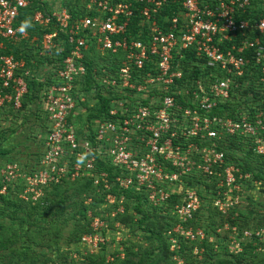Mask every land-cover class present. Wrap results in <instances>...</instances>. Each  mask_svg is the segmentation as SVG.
Listing matches in <instances>:
<instances>
[{"label":"built area","instance_id":"built-area-1","mask_svg":"<svg viewBox=\"0 0 264 264\" xmlns=\"http://www.w3.org/2000/svg\"><path fill=\"white\" fill-rule=\"evenodd\" d=\"M251 1L87 0L84 16L75 19L65 7L49 15L36 11L33 24L46 29L54 25L42 35L39 54L58 48L59 34L70 50L50 83L43 77L37 79L43 83L40 107L46 120L40 158L31 168L18 162L3 164L0 194L9 185L19 184L20 196L34 199L37 184L45 187L80 178L91 179L95 187L104 184L108 190L107 172L98 171L100 161L120 171L114 180L120 188L143 190L152 207H161L173 194L183 193L173 209L179 221L177 234L204 240L203 230L184 234L180 226L194 217L202 203L197 189L182 186V177L225 174L227 185L234 182L233 170L223 167L225 155L214 141L264 132V110L251 117L240 113L239 120L214 112L230 99L231 90L245 74L264 84V0L255 20L243 18L252 8ZM28 5V0H0L2 38L13 42L27 38V31L16 23ZM134 16L139 20L132 33L129 27ZM91 46L121 57L115 74L99 79L109 99L106 118L94 121L90 130L83 126L84 134L79 135L69 117L76 114L77 101L85 100L78 88L87 73L85 51ZM191 57L202 61L210 73L182 84L179 62ZM24 66L13 55L0 56V107L7 103L13 110L20 109L32 77ZM105 199L116 201L112 194ZM90 202L88 198L84 203ZM215 206L223 210L220 198ZM114 211L122 213L123 207ZM87 216L97 234L84 235L80 243L99 249L107 241L108 225L94 220L90 210ZM242 233L249 242L264 238V229Z\"/></svg>","mask_w":264,"mask_h":264},{"label":"rangeland","instance_id":"rangeland-1","mask_svg":"<svg viewBox=\"0 0 264 264\" xmlns=\"http://www.w3.org/2000/svg\"><path fill=\"white\" fill-rule=\"evenodd\" d=\"M40 1L50 10L55 11L61 6H68V4H71L72 7H80L85 0ZM51 68V65H47L45 68L41 67L37 72L41 75L45 71L50 72ZM259 84H261V87L259 86L258 88L262 90L261 94L264 95V84ZM92 95L93 93H89L86 96L87 106L85 108L79 107L75 110L76 114L73 117V121L76 125L83 124L84 127H88L87 124H84L90 111L88 107L92 109L97 105V101ZM244 107L246 106L244 105ZM243 109L241 113H243L244 117H251L258 113V111L264 110ZM40 116L44 117L42 111ZM239 116L235 120H239ZM0 119V130H8L4 132L8 140L1 147L2 149H6L8 154L4 157L0 156V168L3 164L10 161H17L22 165L28 160L30 165H33L35 163L36 152L42 150L40 145L43 135L41 132L42 121L34 125H27L28 127L22 128L23 132L20 135L17 132V134L15 133L10 137V129H17V126L10 119ZM247 121L254 123V119ZM256 137H260V143H255ZM238 138L241 145L251 148L255 156H264L263 131L254 132L250 136L243 134L242 136H238ZM14 145H17V147H12ZM259 147H262V152L260 153L258 152ZM234 154L240 155L241 152H235ZM225 163L224 168L233 170L235 181L227 185L225 181L226 176L222 174L220 176L222 178L216 183V187L212 191H206L205 193L212 196L211 199L207 198L205 201H210L209 207L214 208L216 213L210 216L204 210L197 217H193L190 221H186L180 225L184 234L189 231L203 230L208 241H206V238L204 240L195 239L192 241L184 236H179L177 234L179 232L176 231L179 221L176 218L177 222L174 226L172 225L164 232V239H167L168 248L171 253L166 260H160L157 257L160 251L159 243L155 238L150 237L146 230L136 227L137 225L133 228H125L123 225L116 228L118 221L115 219L117 212L114 210L122 206V204H118L113 209V200L104 199V202L99 207V210L102 212H97V215L93 216L95 217L93 218L94 220L99 219V222H106L108 225V231L104 234L107 237V241L99 249L88 248L80 243L84 235L97 234L91 227L94 226L92 219H89V230L87 232V222L80 215L74 214L70 207H64L65 205L62 211H59V208H51L46 215L37 216L34 220L33 218L28 219L25 216L27 218L24 225L20 224L18 218H11L8 214L4 216L0 214V264H60L56 261H49L52 258L58 257V255L61 257L64 255L65 260L64 257L63 260L66 264H96L101 260L102 256L104 257L103 264H135L144 252H146L144 264H217L218 259L223 261L227 259L224 261L225 264H264V238L252 239L249 242L250 247L248 248L251 254L242 257V253L245 251L244 245L247 243L242 232H256L264 229V180L256 179L248 172L244 173L238 165L229 162L227 159ZM38 165L36 164V166ZM262 174L264 176V172ZM240 175L242 176L241 179L238 178ZM244 175H247V178H244ZM217 185L220 188H217ZM50 190L51 186L40 187L37 184L35 188L37 195L34 194V199L25 200L19 194L18 198L29 204L41 202L40 205L44 206L46 204L44 202L45 198ZM74 192L76 191L70 188L64 195H73ZM83 195L85 194H82L81 197H84ZM76 196L78 197V195L74 197ZM218 198H220L221 204L224 207L223 210L215 206ZM79 200L80 197L74 198V201L77 203ZM205 201L203 200V202ZM108 207H112V209L107 212L106 209ZM113 211L114 214L112 215ZM21 215V213H18L17 217ZM139 218L140 216H135L134 221L137 222ZM151 219L155 223L156 230L161 225L165 226L162 217L151 216ZM27 226H29L28 230L25 229ZM72 234L80 236V238L75 244L67 245V241ZM209 248H212V254L208 253L211 251ZM96 250L97 252H95ZM240 255L242 258L238 260ZM64 261L62 262L64 263Z\"/></svg>","mask_w":264,"mask_h":264},{"label":"trees","instance_id":"trees-1","mask_svg":"<svg viewBox=\"0 0 264 264\" xmlns=\"http://www.w3.org/2000/svg\"><path fill=\"white\" fill-rule=\"evenodd\" d=\"M29 5L26 9H23L21 16L17 20V25L27 31V38L19 42H13L11 40L4 39L0 36V56L2 55H13L17 60H23L25 63L24 69L31 72V79L28 80V92L22 97L21 107L18 110H13L12 105L4 104L3 107H0V118L5 120H12L13 123L17 126V129H10V137L15 133L19 132V135L23 132L24 127L27 125H34L35 123L41 122L42 133H44L45 127V118L41 117V107L40 99L41 92L43 89V83L39 82L37 79L39 77L45 78V83H50L51 78L55 75L56 70L61 65L62 59L69 53L70 47L65 42V37L62 34H59L58 48L50 50L48 53L40 55V41L44 33L50 32L53 30L54 25H50L48 29L37 27L32 23L31 17L36 11H41L44 14H51V11L42 1L40 0H28ZM201 4L209 2V0H199ZM87 0L82 2L80 7H72L71 4L68 6H63L68 9L72 17L75 19L80 16H84L83 8ZM252 8L245 14L243 18L255 20L259 17L263 10V0H252ZM62 7V6H61ZM138 16L132 18L129 29L132 33L137 30ZM250 36H257L256 34L251 33ZM121 54L112 55L110 53H102L96 47L91 46L89 50L85 51V65L87 68L86 76L80 82V87L78 88L79 94H82L85 98L83 102H80L77 98V108H85L87 106L86 96L89 93H93L97 101V105L90 110L84 124H87V130L91 129L94 121H101L106 118V112L109 109V99L103 94V89L99 83V79L106 74H115L118 69V64ZM51 65V71H45L43 74H38V70L41 67ZM180 68L183 72L182 84L190 83L195 79H203L210 73V69L203 67L202 61L195 60L192 57L186 60H181L179 62ZM102 69H105V72H102ZM239 85L236 88L231 90L230 99L223 104H219L218 107L214 110L219 115L229 117L231 119H237L239 113L242 112V108H250V110L256 111L257 109H264V95L261 94L262 90L258 87H261V84L257 82V78L245 74L243 77L238 79ZM1 90V86H0ZM7 92H11L10 89ZM244 105L246 107H244ZM243 109V110H244ZM250 112V111H249ZM43 113V112H42ZM73 114H70V121L74 126L77 134H84V127L82 125H76L73 121ZM1 120V119H0ZM76 125V126H75ZM18 130V131H16ZM5 131L0 130V156L7 155V150L2 149L3 144H5L8 138L5 137ZM41 134V133H40ZM36 138V137H35ZM215 148L218 151H221L225 155L226 159L229 162H233L235 165H238L240 169L245 173L248 172L252 174L254 178L264 180L262 172H264V156H255L252 153L251 148L243 147L237 135L233 137H225L221 141H214ZM209 144V143H204ZM12 147H17L14 145ZM26 147V146H24ZM235 152H241L240 155H235ZM41 151L36 152L35 154V163L38 162ZM239 157V158H238ZM10 161V160H9ZM17 162V161H10ZM242 162V163H241ZM98 171L107 172L109 189L105 188L104 184H100L98 187L93 185L91 179L80 178L75 181L63 180L59 184L51 185V190L47 193L45 198L44 206L40 205L41 202H36L29 204L23 202L18 198L20 191H22V185H9L4 194H0V214L4 216L8 214L11 218H18L20 224L24 225L26 218H33V220L42 214H47L51 208H59V211L63 210L64 207H70L73 210L74 214L80 215L87 222V232L89 230V217L87 216V211L90 210L92 216L97 215L96 213L102 212L99 210L100 205L104 202L106 194H112L115 196L116 201L114 202V208L117 207L119 203V198L123 197L122 206L123 212L117 213L115 219L120 225H123L125 228H133L135 225L138 228H142L149 233V236L155 238L159 243V255L157 257L161 260H166L171 255L167 239H164V232L167 231L172 225L177 222L174 216V206L181 203L183 193H175L171 196L169 201L162 205L161 207H152L146 198V194L143 190L138 189H122L119 185L114 182L115 178L120 175V171L113 167L106 165L103 162H98ZM25 166H29L30 163L25 161L23 163ZM31 168V166H29ZM224 167V166H223ZM223 167L221 170H223ZM258 169V170H254ZM222 177L214 176H203V175H188L182 177L183 183L182 186L185 188H195L198 190V194L201 198V207L194 214V217H197L198 214H201L204 210L208 212V215L212 216L213 213H216L214 208L209 207L210 201H205V199H211L212 196L205 194L206 191H212L216 187V183L221 180ZM73 188V195H64L65 192ZM97 188H99V193H97ZM1 189V183H0ZM82 194L84 197H81ZM80 197L79 202L74 201V198ZM91 198L89 204H85L84 201L86 198ZM70 199L69 202L68 199ZM203 200L206 202H203ZM208 204V206H207ZM206 208V209H205ZM112 207H108L106 211H110ZM57 210V209H56ZM131 210V211H129ZM18 213L22 215L18 216ZM55 213V211H53ZM27 216V217H25ZM135 216H140V218L134 221ZM151 216L162 217L165 226H160L159 229H155V223L151 219ZM197 223V222H196ZM29 229V226L25 228ZM80 236L72 234L68 241L67 245H72L78 242ZM166 238V237H165ZM206 241L208 238L206 237ZM245 246V251L242 253L243 256H248L251 253L248 251L250 247L249 241ZM207 243V242H204ZM210 249V248H209ZM212 249V248H211ZM210 249V250H211ZM212 252H208L209 254ZM64 254V253H62ZM144 252L138 261L135 264H144L145 261ZM212 254V253H211ZM64 257V255H63ZM59 256L52 258L49 261H56L60 264L65 263V257ZM241 255L238 257V260L242 258ZM104 257H101V260L96 264H103ZM223 259V258H222ZM225 259L224 261H226ZM64 261V263L62 262ZM223 260L218 259L217 264H225ZM68 264V263H67ZM71 264V263H69Z\"/></svg>","mask_w":264,"mask_h":264},{"label":"clouds","instance_id":"clouds-1","mask_svg":"<svg viewBox=\"0 0 264 264\" xmlns=\"http://www.w3.org/2000/svg\"><path fill=\"white\" fill-rule=\"evenodd\" d=\"M21 30H23V29H21Z\"/></svg>","mask_w":264,"mask_h":264}]
</instances>
